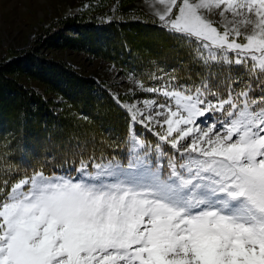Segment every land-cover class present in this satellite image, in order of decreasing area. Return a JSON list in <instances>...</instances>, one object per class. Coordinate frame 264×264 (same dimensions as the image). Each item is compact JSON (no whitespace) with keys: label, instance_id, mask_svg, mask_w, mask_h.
I'll use <instances>...</instances> for the list:
<instances>
[{"label":"snow or ice","instance_id":"1","mask_svg":"<svg viewBox=\"0 0 264 264\" xmlns=\"http://www.w3.org/2000/svg\"><path fill=\"white\" fill-rule=\"evenodd\" d=\"M155 4L159 27L206 74L139 82L154 94L143 107L113 97L128 121L126 164L93 155L62 174L9 166L0 264H264V0Z\"/></svg>","mask_w":264,"mask_h":264},{"label":"trees","instance_id":"2","mask_svg":"<svg viewBox=\"0 0 264 264\" xmlns=\"http://www.w3.org/2000/svg\"><path fill=\"white\" fill-rule=\"evenodd\" d=\"M93 15L61 17L43 28L31 47L0 61V175L9 166L22 175L39 169L50 173L93 155L119 158L129 147L127 117L114 93L65 62L47 58L42 42L112 61L146 87L161 83L154 75L192 84L206 74L152 16L103 20ZM20 76L46 83L50 95L25 85Z\"/></svg>","mask_w":264,"mask_h":264},{"label":"rangeland","instance_id":"3","mask_svg":"<svg viewBox=\"0 0 264 264\" xmlns=\"http://www.w3.org/2000/svg\"><path fill=\"white\" fill-rule=\"evenodd\" d=\"M154 7H158L155 0H0V61L10 60L31 47L43 28L69 14L94 13L93 16L103 20H143L152 16L156 21ZM208 19L219 21L218 12L208 14ZM46 46L44 42L41 43L42 53L47 58L63 61L79 73L104 83L115 96L120 93L122 103L143 107L142 101L154 98V94L141 91L135 76L123 72L112 61L70 47ZM19 79L30 88L50 95L46 91V83L41 80L27 76H20ZM155 98L162 100V97ZM137 127V133L154 148L157 138ZM128 155L129 149L125 158L119 161L126 164Z\"/></svg>","mask_w":264,"mask_h":264}]
</instances>
